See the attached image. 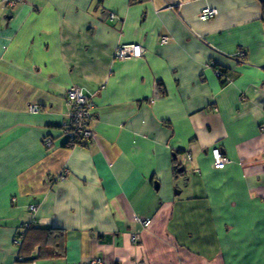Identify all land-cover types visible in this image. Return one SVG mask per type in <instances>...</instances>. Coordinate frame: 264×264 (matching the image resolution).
I'll return each instance as SVG.
<instances>
[{"label":"crops","instance_id":"1","mask_svg":"<svg viewBox=\"0 0 264 264\" xmlns=\"http://www.w3.org/2000/svg\"><path fill=\"white\" fill-rule=\"evenodd\" d=\"M6 1L0 264L31 221L65 233L33 264H264V0ZM70 88L94 104L87 143L67 145ZM184 165L189 197L171 188Z\"/></svg>","mask_w":264,"mask_h":264},{"label":"built area","instance_id":"2","mask_svg":"<svg viewBox=\"0 0 264 264\" xmlns=\"http://www.w3.org/2000/svg\"><path fill=\"white\" fill-rule=\"evenodd\" d=\"M12 1V0H11ZM10 0L6 1V5H13ZM216 10L210 9L208 7L201 10L199 17L202 20H206L211 16L215 15ZM162 42H166V38L162 39ZM115 55L118 59H128V58H137L142 56V48L139 44H124L116 49ZM67 102L71 109L70 121L63 126L64 135L66 140L71 142L76 138H91L93 133L90 126H87L88 122L90 124L91 118L89 117V110L91 109L92 103L85 98L83 92L78 88H70L66 92ZM90 103H89V102ZM88 102V103H87ZM31 111L36 112L38 109L35 105H31ZM53 143L51 137H44L43 144L46 147H50ZM211 156L213 158V165L215 169H222L228 162L227 158L221 153V150L218 147H215L211 150ZM60 179H64V173L59 175ZM33 210L34 207L31 206ZM150 219H145L140 221L141 225L146 227L150 224ZM138 234L131 235V242L136 243L139 240ZM99 260L97 258L93 259L90 264H97ZM15 264H22L15 262Z\"/></svg>","mask_w":264,"mask_h":264},{"label":"trees","instance_id":"3","mask_svg":"<svg viewBox=\"0 0 264 264\" xmlns=\"http://www.w3.org/2000/svg\"><path fill=\"white\" fill-rule=\"evenodd\" d=\"M130 1H136V0H130ZM112 17L113 15H110V18ZM214 70L218 76H224V73H222V70L219 69L218 67H215ZM84 96L92 103L91 109L89 110V117L93 119L92 111L94 108L93 107L94 104L88 96L86 95ZM87 126H90L89 122ZM90 140L91 138H86V139L76 138L71 142V139H70V140H67V145H71L73 143L75 144H79V143L81 144L85 142L87 143ZM177 168H179V165L175 167V169ZM22 228L23 230H19L15 234V238H14V241L16 245L18 246L17 260L15 262L22 263V264H33L34 261H37L39 259L61 258L65 255V246H64L65 233L64 232L59 231L54 228H45V227H39V226L33 225L32 221L24 224Z\"/></svg>","mask_w":264,"mask_h":264},{"label":"rangeland","instance_id":"4","mask_svg":"<svg viewBox=\"0 0 264 264\" xmlns=\"http://www.w3.org/2000/svg\"><path fill=\"white\" fill-rule=\"evenodd\" d=\"M192 176H193L192 175V170L190 169V167L189 166H185V170L174 178V179L179 180V182L177 183V185H174V184L171 185V188L173 190L172 191L173 194L178 195L179 192H181V194L178 195L179 197H189L191 192H187V188H188V184H189L190 179H191ZM191 187L192 186H191V183H190L189 188L191 189Z\"/></svg>","mask_w":264,"mask_h":264},{"label":"water","instance_id":"5","mask_svg":"<svg viewBox=\"0 0 264 264\" xmlns=\"http://www.w3.org/2000/svg\"><path fill=\"white\" fill-rule=\"evenodd\" d=\"M181 172L183 171V168H180L179 169ZM158 188V184L156 185V189Z\"/></svg>","mask_w":264,"mask_h":264}]
</instances>
